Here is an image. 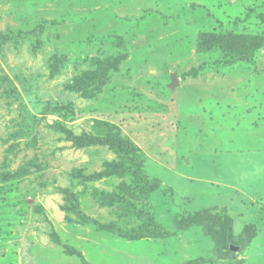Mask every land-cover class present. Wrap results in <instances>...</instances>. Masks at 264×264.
I'll list each match as a JSON object with an SVG mask.
<instances>
[{
	"label": "rangeland",
	"instance_id": "374dc122",
	"mask_svg": "<svg viewBox=\"0 0 264 264\" xmlns=\"http://www.w3.org/2000/svg\"><path fill=\"white\" fill-rule=\"evenodd\" d=\"M65 246L264 264V0H0V264Z\"/></svg>",
	"mask_w": 264,
	"mask_h": 264
},
{
	"label": "trees",
	"instance_id": "16d2710c",
	"mask_svg": "<svg viewBox=\"0 0 264 264\" xmlns=\"http://www.w3.org/2000/svg\"><path fill=\"white\" fill-rule=\"evenodd\" d=\"M57 69H58V67L55 66V70H57ZM52 127H54L55 129H59L61 131H66V128L62 124H60L58 122L52 124ZM14 176H15L14 173L7 172L4 175V179L5 180H10V179L14 178ZM171 221H172V218H171ZM167 223H169V222H167ZM170 225H173V222ZM175 225H176L177 229H179V230H182V229H185L186 228V227H184V225H182L181 220H178V219L174 220V226ZM65 248H66V253L67 254L78 256L82 260L83 264H91V262H89L87 260V258L85 257L84 253L81 250L75 248L74 246H65ZM68 249H72V250H68Z\"/></svg>",
	"mask_w": 264,
	"mask_h": 264
},
{
	"label": "water",
	"instance_id": "95a60500",
	"mask_svg": "<svg viewBox=\"0 0 264 264\" xmlns=\"http://www.w3.org/2000/svg\"><path fill=\"white\" fill-rule=\"evenodd\" d=\"M179 84V77L176 73L171 74V82L169 84L170 88H175ZM234 247V246H233ZM231 247V248H233Z\"/></svg>",
	"mask_w": 264,
	"mask_h": 264
}]
</instances>
